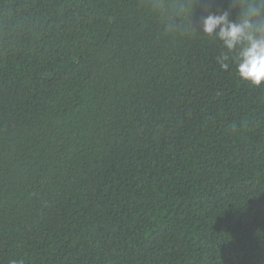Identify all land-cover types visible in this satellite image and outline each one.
Wrapping results in <instances>:
<instances>
[{"label": "trees", "instance_id": "1", "mask_svg": "<svg viewBox=\"0 0 264 264\" xmlns=\"http://www.w3.org/2000/svg\"><path fill=\"white\" fill-rule=\"evenodd\" d=\"M188 2L0 0V264H264V84Z\"/></svg>", "mask_w": 264, "mask_h": 264}, {"label": "clouds", "instance_id": "2", "mask_svg": "<svg viewBox=\"0 0 264 264\" xmlns=\"http://www.w3.org/2000/svg\"><path fill=\"white\" fill-rule=\"evenodd\" d=\"M164 4L166 0H160ZM195 0L180 7L172 15L166 9L155 8L161 18L164 34L196 32L188 24ZM237 9L235 18L230 12L209 14L203 20L202 34L214 37L220 44L217 63L222 70H234L240 79L253 86L264 84V0H231ZM176 17H179L177 22Z\"/></svg>", "mask_w": 264, "mask_h": 264}]
</instances>
